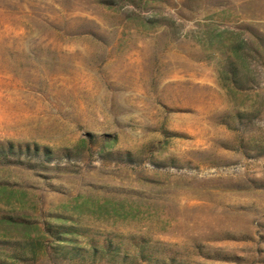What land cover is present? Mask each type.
I'll return each instance as SVG.
<instances>
[{
	"label": "rangeland",
	"instance_id": "1",
	"mask_svg": "<svg viewBox=\"0 0 264 264\" xmlns=\"http://www.w3.org/2000/svg\"><path fill=\"white\" fill-rule=\"evenodd\" d=\"M211 29L264 35V0H0V143L23 150L0 218L25 222L0 239L39 246L17 264H264V67L229 96Z\"/></svg>",
	"mask_w": 264,
	"mask_h": 264
},
{
	"label": "trees",
	"instance_id": "2",
	"mask_svg": "<svg viewBox=\"0 0 264 264\" xmlns=\"http://www.w3.org/2000/svg\"><path fill=\"white\" fill-rule=\"evenodd\" d=\"M251 35L243 38L239 33L230 29H211L205 35V46L212 53H219L223 59L221 67L218 70L219 85L233 98L239 99L246 94L256 90L259 84L260 75L257 70L259 66L264 67V35L251 29ZM263 104L254 99L249 106L243 108L242 111H236L231 117L232 125L236 127L243 126V133L248 129L246 127L253 123L262 112ZM229 127L230 124L227 123ZM240 129V128H239ZM22 149L15 148L12 145H3L0 143V158L6 157L8 154H21ZM38 151L30 152L26 148L25 154L39 156ZM42 155L47 159L49 153ZM24 220L12 217L0 218V225L6 227H25ZM65 229V228H63ZM69 230H63L58 237L63 239ZM66 234V235H65ZM39 246L28 240L21 243H8L0 239V264H17L36 260L39 255L36 248ZM143 249L139 250L142 253ZM66 257L67 254H63ZM69 255V253H68Z\"/></svg>",
	"mask_w": 264,
	"mask_h": 264
}]
</instances>
